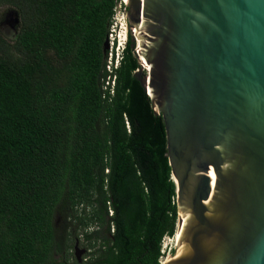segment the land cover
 Wrapping results in <instances>:
<instances>
[{"label": "trees", "instance_id": "trees-1", "mask_svg": "<svg viewBox=\"0 0 264 264\" xmlns=\"http://www.w3.org/2000/svg\"><path fill=\"white\" fill-rule=\"evenodd\" d=\"M120 1L0 0L19 20L0 33V264L69 261L74 236L87 264H160L175 236L165 124L131 38L107 71Z\"/></svg>", "mask_w": 264, "mask_h": 264}, {"label": "water", "instance_id": "water-1", "mask_svg": "<svg viewBox=\"0 0 264 264\" xmlns=\"http://www.w3.org/2000/svg\"><path fill=\"white\" fill-rule=\"evenodd\" d=\"M128 8L136 76L164 120L176 185L178 244L165 264H264V0Z\"/></svg>", "mask_w": 264, "mask_h": 264}, {"label": "rangeland", "instance_id": "rangeland-1", "mask_svg": "<svg viewBox=\"0 0 264 264\" xmlns=\"http://www.w3.org/2000/svg\"><path fill=\"white\" fill-rule=\"evenodd\" d=\"M130 6V5H129ZM129 8L128 5L121 0L118 3V6L115 11V15L113 18L112 26L110 28V45L111 49L109 51L108 55V65L110 66H117L118 61L121 60V55L124 49V46L126 45L127 38L129 36L130 32V25H129ZM19 20L14 10L0 6V33L3 34L6 37L11 38L12 35L16 32L18 29ZM126 34V35H125ZM126 37V39H125ZM137 43V42H136ZM136 49L138 50L137 44ZM108 71V70H107ZM113 85V82L111 83V86ZM60 227V225H59ZM94 229V228H93ZM92 232V231H89ZM80 235L82 232H80ZM172 239V238H171ZM176 239V236L170 240L168 249L172 248L171 253L165 254V257L161 260H166L172 256L174 251L176 250L178 241ZM167 240V239H166ZM165 240V241H166ZM165 243V242H164ZM163 244V242H162ZM168 246V244H167ZM162 249V248H161ZM82 257V255H81ZM55 259L58 264H63L62 262V255L59 253H56Z\"/></svg>", "mask_w": 264, "mask_h": 264}, {"label": "flooded vegetation", "instance_id": "flooded-vegetation-1", "mask_svg": "<svg viewBox=\"0 0 264 264\" xmlns=\"http://www.w3.org/2000/svg\"><path fill=\"white\" fill-rule=\"evenodd\" d=\"M75 237V240H76V243L74 245V248H73V255L74 257L71 258L69 261H66L64 255L62 256V263L63 264H87L88 261L91 259V250L88 249L86 243L84 241H82L81 239L77 238L76 236ZM76 246L79 248V250H81L83 252V255L82 257H80V259H78L76 257Z\"/></svg>", "mask_w": 264, "mask_h": 264}, {"label": "bare ground", "instance_id": "bare-ground-1", "mask_svg": "<svg viewBox=\"0 0 264 264\" xmlns=\"http://www.w3.org/2000/svg\"><path fill=\"white\" fill-rule=\"evenodd\" d=\"M123 2H125V4H127L128 6L130 5V0H123ZM138 27L139 26H135L134 24L131 26V28H130V34L131 35H133V36H135V37H137V41H138V44H137V47H138V53L136 52V54H138L139 55V58L141 59V53H140V38H139V36H138V34L140 33L139 32V29H138ZM126 35V34H125ZM125 39H126V37H125ZM176 180V179H175ZM179 228H180V222H179V225H178V227H177V229H176V233H175V236H176V239H177V241H178V236H179ZM175 239V240H176ZM176 249H177V247H176ZM169 259V258H168ZM168 259H166V260H163V261H161V264H165L166 263V261L168 260ZM162 260V259H161Z\"/></svg>", "mask_w": 264, "mask_h": 264}, {"label": "built area", "instance_id": "built-area-1", "mask_svg": "<svg viewBox=\"0 0 264 264\" xmlns=\"http://www.w3.org/2000/svg\"><path fill=\"white\" fill-rule=\"evenodd\" d=\"M118 64H119V61H118V63H117V66H118ZM117 66L115 65V66H110V65H108L107 66V70L109 71V72H112V70H113V68H117ZM113 86H114V83H113V85H112V91H111V93L113 94L114 92H113ZM167 239V240H166ZM173 239V238H172ZM170 237H165L164 238V240H163V244H162V249H161V254H162V256H161V259H163L164 257H165V254H167V253H171L172 252V248H170V249H168V247H169V241L170 240H172ZM166 240V241H165ZM165 242V243H164ZM167 244H168V246H167ZM161 259H160V263H161Z\"/></svg>", "mask_w": 264, "mask_h": 264}, {"label": "clouds", "instance_id": "clouds-1", "mask_svg": "<svg viewBox=\"0 0 264 264\" xmlns=\"http://www.w3.org/2000/svg\"><path fill=\"white\" fill-rule=\"evenodd\" d=\"M175 237V236H174ZM174 237H172V238H174ZM161 264V263H160Z\"/></svg>", "mask_w": 264, "mask_h": 264}]
</instances>
